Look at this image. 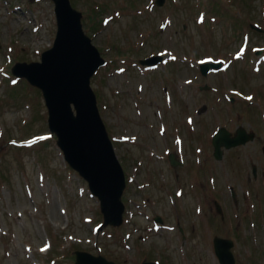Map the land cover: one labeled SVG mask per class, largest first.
Returning a JSON list of instances; mask_svg holds the SVG:
<instances>
[{"label": "rangeland", "instance_id": "1", "mask_svg": "<svg viewBox=\"0 0 264 264\" xmlns=\"http://www.w3.org/2000/svg\"><path fill=\"white\" fill-rule=\"evenodd\" d=\"M71 1L106 60L91 85L129 180L124 224L100 228V202L65 161L41 90L12 72L52 47L54 1L0 0V264H75L77 250L117 264H219L215 236L234 239L237 264H264V59L254 52L264 0ZM102 2L96 30L89 13ZM157 54L158 66L139 63ZM207 60L226 67L204 76ZM240 125L255 141L215 159L213 134Z\"/></svg>", "mask_w": 264, "mask_h": 264}, {"label": "water", "instance_id": "2", "mask_svg": "<svg viewBox=\"0 0 264 264\" xmlns=\"http://www.w3.org/2000/svg\"><path fill=\"white\" fill-rule=\"evenodd\" d=\"M165 0H158L162 6ZM56 35L52 47L40 61L18 62L12 72L41 90L48 109V126L64 159L87 182L90 192L100 202L105 226H121L126 210L123 201L127 181L113 140L101 116L98 96L92 88V77L106 64L99 48L83 27V13L70 0H54ZM161 55L141 59L144 65H156ZM221 63H204L201 72L207 75ZM242 126L233 134L221 127L213 136L214 156L223 158L224 150L253 140ZM172 165L181 164L174 153ZM161 221V218H157ZM233 241L216 237L214 249L220 264H236ZM76 264H117L102 255L76 251ZM141 264H157L144 261Z\"/></svg>", "mask_w": 264, "mask_h": 264}, {"label": "trees", "instance_id": "3", "mask_svg": "<svg viewBox=\"0 0 264 264\" xmlns=\"http://www.w3.org/2000/svg\"><path fill=\"white\" fill-rule=\"evenodd\" d=\"M75 4V3H73ZM103 5L105 6L106 4H104L103 2L99 5L98 8H95L92 12L89 13V19H92L93 20V27H95V29L97 30L99 25H101V23L104 21V18L103 16H101V12H102V9H103ZM98 14L101 16V18H98ZM103 50V52L105 51L104 48H101ZM121 55H123L125 52L124 51H119ZM255 73V71H254ZM98 75V73L95 75L94 78H96ZM246 76H239L238 77V80L239 81H242V80H246ZM97 95H98V92H97ZM99 101H100V104L102 103L101 101V95L99 94V97H98ZM73 258H74V255H72Z\"/></svg>", "mask_w": 264, "mask_h": 264}, {"label": "flooded vegetation", "instance_id": "4", "mask_svg": "<svg viewBox=\"0 0 264 264\" xmlns=\"http://www.w3.org/2000/svg\"><path fill=\"white\" fill-rule=\"evenodd\" d=\"M234 101H235V100H234ZM203 190H204L203 195H204L205 200H207V201L210 203V199H209L210 195H209V193L207 192V190H206L205 187H203ZM210 204H211V203H210ZM207 227H209V225H207ZM180 230H182L181 227H180ZM183 231H184V230H183ZM192 231H196V226H193V225H192Z\"/></svg>", "mask_w": 264, "mask_h": 264}, {"label": "bare ground", "instance_id": "5", "mask_svg": "<svg viewBox=\"0 0 264 264\" xmlns=\"http://www.w3.org/2000/svg\"><path fill=\"white\" fill-rule=\"evenodd\" d=\"M47 40H48V39H47ZM47 40H46V41H47ZM40 41H41V43H42V42L44 41V39H42V40H40Z\"/></svg>", "mask_w": 264, "mask_h": 264}, {"label": "snow or ice", "instance_id": "6", "mask_svg": "<svg viewBox=\"0 0 264 264\" xmlns=\"http://www.w3.org/2000/svg\"><path fill=\"white\" fill-rule=\"evenodd\" d=\"M249 99H251V97H249Z\"/></svg>", "mask_w": 264, "mask_h": 264}]
</instances>
